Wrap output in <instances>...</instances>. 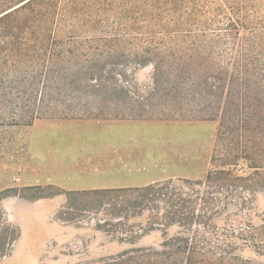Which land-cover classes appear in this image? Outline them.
<instances>
[{
    "label": "trees",
    "instance_id": "16d2710c",
    "mask_svg": "<svg viewBox=\"0 0 264 264\" xmlns=\"http://www.w3.org/2000/svg\"><path fill=\"white\" fill-rule=\"evenodd\" d=\"M110 24L131 33L110 36ZM98 28L105 35H87ZM127 56L153 67L149 96L163 108L89 94L105 86L94 78L102 60ZM161 109L217 123L213 168L200 180L84 192L117 199L115 215L134 230H177L161 250L139 252L148 261L114 263L264 264V0H0V127Z\"/></svg>",
    "mask_w": 264,
    "mask_h": 264
},
{
    "label": "rangeland",
    "instance_id": "374dc122",
    "mask_svg": "<svg viewBox=\"0 0 264 264\" xmlns=\"http://www.w3.org/2000/svg\"><path fill=\"white\" fill-rule=\"evenodd\" d=\"M109 28L108 35L110 36L123 34L121 31L117 32L116 27L112 24ZM130 33L128 31L123 35H129ZM87 35L103 36L105 34L98 28L97 30H90ZM88 38L90 39V37ZM78 39L87 40V37L81 33ZM96 48L89 49L86 47L84 52L98 54L106 50ZM111 59L105 62L102 60V65L98 67L94 77L102 80L105 86H102L98 92L89 94L103 97L106 95L104 97L106 100H110L111 97L109 96L111 95L113 100L122 99V101L142 110L147 105L152 106L153 103H156L160 108L164 107L166 100L163 97L151 96L150 98L149 96L153 81L152 66L136 64L137 61L133 56L122 58L116 66L109 64L110 62H116L113 57ZM116 84L121 86L126 93L115 94L113 89ZM87 90L91 91L90 89ZM161 110L160 115H154L155 113L152 110H149L152 113L145 111L143 119L138 118L139 115L136 114H126L124 115L125 118L137 119L37 120L29 127H0V264H15L11 261V257L18 242L22 237L36 236L37 230L31 229V227L22 229L23 224L10 220V215L6 212L5 202L7 199L18 195L22 200L28 202L57 195H62L67 200L53 210L48 219V232L52 237L47 242V252L38 264H117L129 260L141 263V261H148L151 256L139 252L151 249L161 250L166 244L165 238L168 235L169 238L172 237L177 231L176 228L171 229L168 234L161 230L151 232L134 230L131 228V224L119 221L115 215V203L118 200L114 197L104 198L93 194H85L84 192H63L61 189L52 186L33 188L16 186L19 177L26 168H31L29 165L33 161L29 160L30 157L31 159L32 156L36 158L41 165L40 155L38 154L39 149L45 152L44 150L47 148L46 155H51L50 158L52 156L57 158L58 155H66L70 151L78 154V148L84 144H95V146L100 147L99 144L101 143L116 140L114 125L109 128H101L103 123L127 120L141 121L139 123L147 121L149 124L146 128L136 127L132 132L124 133L132 136L138 149L147 148L146 153H149L156 160L154 162L158 166H153L154 176H158V172L185 177L202 175L201 168L191 156L192 152L180 151L179 148L198 145V142H202L201 137L204 138L205 142L214 124L212 149L204 150L199 158L203 169L208 167V170H211L213 168L211 160L214 153L217 123L174 121V118L179 117L178 114L170 115V111ZM11 116L10 113H7L6 120L11 119ZM169 117H173V119ZM88 120H94L95 122L85 123ZM105 126H108V123ZM193 153H195V150H193ZM158 158L160 159L157 160ZM42 168L44 173L39 175L38 179H44L45 177L47 179L48 176L58 178V169H46L47 166ZM138 168L135 167V170ZM38 173H41V171ZM24 176L25 179L28 177V175ZM78 178L77 175L73 177L75 180ZM173 180L180 181L179 178ZM109 203L111 208L106 207V204ZM256 203L259 212L264 211V194L262 192L258 194ZM40 231L42 232V230ZM240 255L243 258H250L254 257L255 253L250 249H245L240 252ZM120 259L122 260L119 261ZM115 261L117 263H114Z\"/></svg>",
    "mask_w": 264,
    "mask_h": 264
},
{
    "label": "crops",
    "instance_id": "0c3cea01",
    "mask_svg": "<svg viewBox=\"0 0 264 264\" xmlns=\"http://www.w3.org/2000/svg\"><path fill=\"white\" fill-rule=\"evenodd\" d=\"M94 122V120H88L85 123ZM139 122L141 121L107 122L108 126H105L107 123H103L101 128H109L114 125L116 140L113 139L108 140L111 142L101 143L99 144L100 147L95 146V144H84L78 148V154L70 151L66 155H58L57 158L52 156L50 158L51 155H46L47 148L44 150L46 153L39 149L38 154L40 155L41 165L36 158L32 156V159H34L32 160L30 157L29 160L33 161L29 165L31 168H26L19 177L16 186L21 188L52 186L61 189L63 192H91L144 188L174 178L200 180L207 175L208 167L203 169L199 158L204 150L212 149L214 124L205 142L204 138L201 137L202 142H198V145H188V147L179 148L180 151L192 152L191 156L194 158V162L201 168L202 175L185 177L162 172H158V176H154L155 170L153 166H158L155 165L156 162L154 161L156 160L149 153H146L148 151L147 148L138 149L132 136L124 133L132 132L136 127L146 128L149 126L147 121ZM45 147L47 146L45 145ZM193 150H195V153H193ZM161 155L160 157L163 158ZM41 166H47L46 169H58V178L48 176L47 179L46 177L38 179L39 175L44 173V169ZM135 167L139 168L135 170ZM39 171L41 173H38ZM24 175H28V177L25 179ZM75 175L79 177L77 180L73 179ZM66 201V198L62 197V195L36 199L32 202L22 200L19 195L7 199L5 209L10 215V220L22 223V229L31 227V229L37 230L35 237L33 235L30 238L22 237L18 242L16 250L11 257L13 263H39L42 256L47 252V242L52 237L48 232V219L53 210Z\"/></svg>",
    "mask_w": 264,
    "mask_h": 264
}]
</instances>
